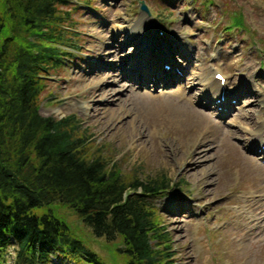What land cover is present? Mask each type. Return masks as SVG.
<instances>
[{
	"label": "rangeland",
	"instance_id": "374dc122",
	"mask_svg": "<svg viewBox=\"0 0 264 264\" xmlns=\"http://www.w3.org/2000/svg\"><path fill=\"white\" fill-rule=\"evenodd\" d=\"M140 1L70 0L73 29L69 31L73 34L67 37L73 36L76 49H69L71 58L64 59L45 81L39 112L57 118L72 113L80 118L92 134V149L100 146L104 156L119 164L123 177L137 169L140 175H165L171 181L172 186L154 202L159 223L169 237L171 263L264 264V150L258 151L260 144L264 145V0H142L147 11H141ZM125 12L130 15L127 20ZM236 17L242 20L240 26L234 23ZM115 20L121 22L114 23ZM105 25L113 26L110 32L104 31ZM123 25H128L133 33L154 30L152 40L156 43L162 37L164 41L176 42L170 54L185 69L183 81L174 82L170 89H163V82H159L154 89L149 88L147 97L136 99L128 92L133 88L128 87L127 80L112 82L110 78L102 82L106 78L103 77L91 82L85 78L89 76V67L98 62L118 63L127 76L134 72L133 62L124 60L129 55L141 56L144 43L136 42L135 37L125 44L120 33ZM179 31L183 34L180 37L176 34ZM112 42L123 48L120 58L100 61L105 46ZM177 47L190 53L189 64L177 56ZM194 65L200 78L189 77ZM215 72L226 79L225 92L231 104L222 101L220 106L217 95L215 98L205 94L204 87L215 79ZM234 75L237 77L233 80ZM200 80L202 86L198 84ZM96 87L113 90L114 104L103 97L90 99L87 93ZM246 89L249 94L241 100L234 98ZM163 90L170 91L169 96L173 92L184 93L171 101L177 110H183L180 107L187 101L196 109L209 112L210 121L201 114L205 122L191 130V136L200 139L196 147L193 138L190 141L173 127L161 126L166 114L161 106L167 102L161 99L152 104L151 98ZM116 97L122 100L120 109ZM105 107L117 112L101 115L106 126H99L93 111ZM154 121L161 128H155ZM217 121L222 126L218 134L225 131L232 135L231 145L222 150L216 141L205 153L201 142L213 137ZM117 124H123L127 131L123 127L118 129ZM133 129L140 132L142 142L138 143L139 137L130 134ZM262 131V140H251L253 133ZM185 149L201 153L193 175L184 173L186 158L182 162L177 160ZM48 211L67 218L79 238L106 264H128V256L118 249L122 247L121 239L95 237L66 204L53 202L34 209L37 215ZM53 263L71 264L57 258Z\"/></svg>",
	"mask_w": 264,
	"mask_h": 264
},
{
	"label": "trees",
	"instance_id": "16d2710c",
	"mask_svg": "<svg viewBox=\"0 0 264 264\" xmlns=\"http://www.w3.org/2000/svg\"><path fill=\"white\" fill-rule=\"evenodd\" d=\"M71 12L70 0H0V264H106L67 218L34 212L53 202L95 237L121 239L128 264H173L154 203L171 181L137 169L123 177L100 146L92 149L80 118L39 112L50 72L75 48Z\"/></svg>",
	"mask_w": 264,
	"mask_h": 264
},
{
	"label": "bare ground",
	"instance_id": "6f19581e",
	"mask_svg": "<svg viewBox=\"0 0 264 264\" xmlns=\"http://www.w3.org/2000/svg\"><path fill=\"white\" fill-rule=\"evenodd\" d=\"M125 15H127L124 20L129 19L128 16H130L129 14H127L126 12L124 13ZM116 22H121L120 20H115L114 23ZM121 24V23H119ZM113 27V26H112ZM110 26L105 25L104 27V31L106 32H110L111 28ZM120 33L122 34L123 37H125V44H128L130 42H132L133 39H135V37L137 38L136 42L140 43H144L143 47V52L141 53V56L138 55L136 58L132 55H129L125 58L124 61H129V62H133L131 65L132 67L135 68L134 72L129 73V76H127L128 74L126 72H124L123 70L120 69V65H118V63H114L113 64H100V62L95 63L94 66L89 67V71L88 74L89 76H85V78H87L89 81H95V79L97 80H101L103 79V77H106L105 79H103L102 82H106L107 80H111L110 78H112V82H115L116 80L120 81H129L128 87H131L133 89H130L131 91L134 90V92H136V94L134 95L133 92H130L134 98L136 99H140V98H145L147 97V93L149 92V88L154 89L159 82H163V89H170L171 85L174 82H182L183 79L181 78L183 76V74L185 73V69H183L182 67H180L176 61L175 56L171 57L170 51L175 48L176 46V42L174 41H164L165 37H162L161 41L159 43H156V41L154 42L152 40L153 36H154V30L150 29L149 31L146 32H139V33H133L130 29H128V25H123L122 28H120ZM177 36H182L183 34L180 33V31L178 33H176ZM164 35V34H163ZM165 36V35H164ZM155 40V39H154ZM163 40V41H162ZM121 49H123L122 47L119 48V46H116L114 44V42L112 43H108L105 46V50L100 54V58L99 60L102 61V58H107V57H118L120 58V51ZM140 53V52H139ZM176 54L179 56H182L184 61H187L189 64V60H191L189 54L190 53H183V51L180 49L179 47H177L176 49ZM180 62V61H177ZM195 62H197V59L195 60ZM163 64L168 65V68H164V66H162ZM198 67L196 65L193 66L192 70L194 72L190 73L189 77H191L192 79H196L200 78L199 73L197 72ZM182 71V73L180 74V72ZM237 76L234 75L233 76V80L236 78ZM132 79V80H131ZM145 83H143L144 81ZM190 80V79H188ZM203 80H200L198 84H200L201 86L203 85L201 82ZM181 90V87H178ZM205 89V94H208L209 96H215L217 97H221L223 95L224 98V102H226L228 100V93L225 92L227 90L226 88V83L224 86H222L220 84V82L216 79H213L210 82V85L207 87H204ZM251 89V87H250ZM183 91V90H181ZM173 92L171 93V96H169L168 94H170V91H165L163 90V93L158 95L155 98H151V102L153 103H158L160 102L161 99H164L165 102H167L166 104H164L163 106H161V108H164L166 110V114H165V118L163 120H161L160 124L161 126L163 124H165L167 127L170 128H174L175 132H178L181 135H186L188 137V139L192 140L193 138V142L192 144L196 147V144L200 141V139H197V135L195 136H191V130L192 128L194 129L195 126L202 125L205 121L203 119H201V114L203 116V118H206L208 121H210V117H209V112L207 111H200L198 109H196L195 107H193L189 102L184 101L183 105H181L180 109L183 110H177L176 107L174 105H172L171 101L176 100V97H178V95L181 97L182 94H184L183 92ZM161 92V91H160ZM159 92V93H160ZM250 90L246 89L244 91H240L237 93V95L234 97L236 99L241 100L242 96H244L245 94H249ZM114 95L113 90L111 89H106V88H93L92 91L87 93V96L90 99H95L98 97H101V99H105V100H111L112 104H114V99L112 98V96ZM164 95V96H163ZM103 97V98H102ZM116 99H118V97H116ZM209 100V99H208ZM210 101V100H209ZM118 104L119 107H117L118 109H120V107L123 106V104H121L122 100L118 99ZM174 102V101H173ZM220 106L222 104V101L220 100L219 102L216 101ZM117 104V103H116ZM117 104V106H118ZM227 104H231L230 101H227ZM226 104V105H227ZM93 117L97 116L98 120L100 121V125L99 126H106V122L103 119V114H105V112H109L112 115H116L117 109L112 108V107H105L104 109H95L93 111ZM160 124H158V122L154 121L153 125L155 128H161ZM118 129L120 128H125L123 126V124H117ZM159 126V127H157ZM220 128H222L221 123L220 122H216V127H215V131L217 134L215 135L213 132V137L210 139H206L204 141L201 142V145L204 146V148L202 149V151H205V153H207V150L212 148L214 143L216 141H219L220 146L222 147V150H228L229 149V145H231V138L232 135L230 133H226L225 131L222 132L221 134H218V131L220 130ZM125 131H127V129L125 128ZM139 133L137 129H133V132H131L130 134L133 137L138 136L139 137ZM263 137V131L262 133L259 132V134H252V138L251 140H262ZM190 140V141H191ZM136 141H138V143L142 142V138H138ZM217 143V142H216ZM263 143L260 144L259 149L262 147ZM264 150V149H263ZM262 150V151H263ZM201 151V150H200ZM261 153V152H259ZM177 160L179 162L185 161L186 158V164H185V174L187 173L188 175H193L194 173L192 172V170H195L196 166L198 165L199 162V158H201V153H199L198 151L193 150L192 152H188V149L182 150V153H180L179 156H177ZM237 166L238 162H237ZM240 167V166H239ZM238 178H235V180H237Z\"/></svg>",
	"mask_w": 264,
	"mask_h": 264
},
{
	"label": "water",
	"instance_id": "95a60500",
	"mask_svg": "<svg viewBox=\"0 0 264 264\" xmlns=\"http://www.w3.org/2000/svg\"><path fill=\"white\" fill-rule=\"evenodd\" d=\"M142 9L145 10L146 7L144 6V3L142 2Z\"/></svg>",
	"mask_w": 264,
	"mask_h": 264
}]
</instances>
